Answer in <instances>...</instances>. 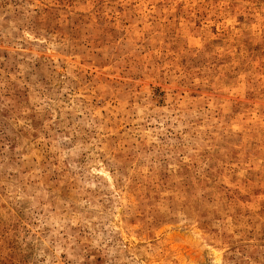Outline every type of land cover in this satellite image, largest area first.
Returning <instances> with one entry per match:
<instances>
[{
    "label": "rangeland",
    "instance_id": "rangeland-1",
    "mask_svg": "<svg viewBox=\"0 0 264 264\" xmlns=\"http://www.w3.org/2000/svg\"><path fill=\"white\" fill-rule=\"evenodd\" d=\"M0 264H264V0H0Z\"/></svg>",
    "mask_w": 264,
    "mask_h": 264
}]
</instances>
